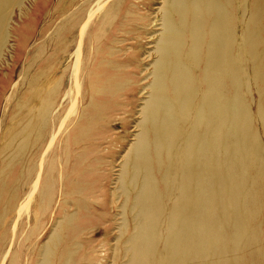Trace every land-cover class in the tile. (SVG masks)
<instances>
[{"label": "bare ground", "instance_id": "obj_1", "mask_svg": "<svg viewBox=\"0 0 264 264\" xmlns=\"http://www.w3.org/2000/svg\"><path fill=\"white\" fill-rule=\"evenodd\" d=\"M24 1L0 0V65ZM145 2L36 0L21 10L14 70L0 81V264H33L60 215L40 264H73L82 237L110 223L103 195L88 204L101 164L95 142L115 123L127 128L136 104L141 44L154 24ZM158 12L117 255L128 264H264V0H163Z\"/></svg>", "mask_w": 264, "mask_h": 264}, {"label": "rangeland", "instance_id": "obj_2", "mask_svg": "<svg viewBox=\"0 0 264 264\" xmlns=\"http://www.w3.org/2000/svg\"><path fill=\"white\" fill-rule=\"evenodd\" d=\"M36 0H25L22 6L18 9H15L10 17L8 22V31L11 35L6 40V46L3 48V63L0 65V81L6 79L9 73L14 70V57L15 52L17 49V41L16 36L14 33L18 29L19 26L24 24L26 18L24 20L20 19V12L21 10H27L29 3H33ZM136 2V1H135ZM163 7V0H149V2H145V14L148 17L147 24L150 25L154 23L153 26L148 27L146 31V39L148 41H144L142 43V51L141 53H146L141 57L140 69L137 71L139 74L137 77V81H139V88L136 93H133V100L136 104L133 105L131 108L132 112L128 116H124L123 119H127L128 122L126 123L127 128H123L122 124L115 123L113 125L115 130L111 131L105 135L107 138L100 142H95V146L97 149L95 150V154L97 156V160H101V164H98L95 167V173L93 180L95 181L97 187L96 191L93 194L94 197H91L88 200L89 205H94L97 200V194L103 195L104 198H101L100 203L105 210V214L102 215L105 218L106 222L110 219V223L107 222L106 225H103L104 229L100 230L99 232L94 233V236L89 231L87 232V236L82 237V239H86L85 242L81 245L82 248L75 247L73 250L75 251L73 264H128L129 258L126 257L125 251L122 254L119 253V257L117 253L119 252L120 247L118 244L120 243V239L118 238L120 235V226L124 221L123 216V207L125 205L126 198L122 194V177L123 175L127 174V176L133 173L131 169V158H130V149L132 144L136 141L137 135L142 130L140 128V122L142 121V107L148 100L150 93L152 90L148 87L151 85L152 82V70L153 64L156 59V55H150L151 53L154 54V50H151L155 47L153 41L156 39L154 36L151 35L157 33V36L160 35L162 21H159L158 15L160 17L159 9ZM154 37V38H153ZM132 45V43H129ZM137 46V45H136ZM132 48V46L130 47ZM151 50V51H150ZM139 56V58H140ZM14 72V71H13ZM143 88V89H142ZM251 94H246V98L249 101V108L250 112L254 116V125L257 130H259L260 125L257 122V115L256 113V104L258 103V96L256 93L251 91ZM125 97H123L124 99ZM120 101V100H119ZM115 115L113 116V118ZM112 126V124H111ZM112 126V127H113ZM126 129V130H125ZM94 146V143L92 144ZM264 146V144H263ZM80 153V152H79ZM78 153V154H79ZM99 180V184H98ZM98 188V189H97ZM101 188V190H100ZM98 192V193H97ZM121 195V197H119ZM123 196V197H122ZM73 211V210H72ZM98 215V214H97ZM64 219V216L57 217V221L55 220L52 224V227L48 230V233L44 236L39 244L38 251L36 252L37 256L34 257L33 264H40L44 258L46 253L45 250H48V247L54 249L52 245L53 237L55 235L56 228L60 221ZM260 220H258L257 225L260 227ZM101 227V228H102ZM90 234V235H88ZM95 241V242H93ZM106 241H108L106 243ZM82 243V240L80 241ZM13 246L9 242L7 244V248L10 250ZM62 248V259L65 261L66 252L67 250L63 251ZM68 249V246L67 248ZM94 252V260L87 261L90 257V253ZM77 255L79 259L77 260ZM87 257V258H86ZM58 264L57 258L54 259ZM77 260V263H76Z\"/></svg>", "mask_w": 264, "mask_h": 264}]
</instances>
